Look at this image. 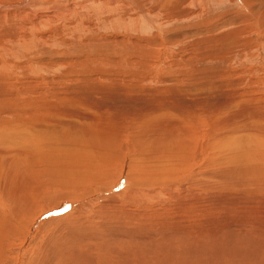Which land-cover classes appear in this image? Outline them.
I'll list each match as a JSON object with an SVG mask.
<instances>
[{"label":"rangeland","instance_id":"374dc122","mask_svg":"<svg viewBox=\"0 0 264 264\" xmlns=\"http://www.w3.org/2000/svg\"><path fill=\"white\" fill-rule=\"evenodd\" d=\"M21 1L0 0V29L12 32L4 31L2 39L19 56L11 60L0 47V192L19 202L22 215L33 208L34 200L28 205L26 199L37 188L43 199L71 186L75 200L41 213L31 231L48 217L80 216L86 210L81 205H91L87 218L94 211L98 218L90 226L77 224L66 240L69 229L32 247L23 235L20 257L13 258L128 264L151 254L149 259L168 264L171 258L157 248L171 244L185 247L180 257L188 260L174 264H264V0H35L17 18L30 28L25 38L5 17ZM72 5L86 10L75 14ZM111 11L117 14L111 17ZM138 18L143 26L128 29L127 22ZM40 19H51L52 30L30 26ZM49 34L78 41L85 64L72 58L69 46L75 44L47 41L52 49L43 56L34 37ZM102 37L118 42L108 50L102 45L96 55L91 46ZM136 39L148 41L139 45ZM47 118L57 127L55 136L43 135L41 145L28 141L33 130L27 124ZM107 135L115 142L125 136L129 152H120L119 142L110 152ZM133 152L140 157L130 161ZM112 153L121 155L109 165L103 159ZM41 155L82 163L92 175L76 190V166L64 170L70 179L64 187L49 180L55 173L35 181L29 168ZM5 204L1 211L8 216L11 204Z\"/></svg>","mask_w":264,"mask_h":264},{"label":"bare ground","instance_id":"6f19581e","mask_svg":"<svg viewBox=\"0 0 264 264\" xmlns=\"http://www.w3.org/2000/svg\"><path fill=\"white\" fill-rule=\"evenodd\" d=\"M34 1L35 0H23V1H21V3H20V5H22V6H20L19 8H18V10H17V12L15 13V14H13L12 15V17H10V15H8V14H6L5 15V17H7L8 19L6 20V24H8V22H9V19H11L12 20V22H16L15 23V27H17V30L15 31V34H16V36H18V37H21V38H25L26 37V35L28 34V32L30 31V28H28V27H25V26H23V25H21V23H20V20L19 19H17L19 16H21V15H23L24 13H26V12H28V11H31L32 10V4L34 3ZM50 1H59V0H50ZM101 1H103L104 2V0H101ZM192 2L194 3V0H192ZM108 8H110L111 7V5H109V4H105ZM30 6H31V8H30ZM0 8H4V5H1L0 6ZM85 10L86 9H82V10H79V9H77L75 6H73L72 5V8H71V11L73 12V13H75V14H82V12H85ZM4 13V12H3ZM112 13V14H111ZM111 13H110V16L111 17H114L115 15H113V14H117V13H115V12H113V11H111ZM50 16H52L53 14H49ZM63 16V15H62ZM138 17H140L139 15H138ZM131 18H133V17H131ZM100 22V21H99ZM142 23H144L142 20H141V18H138L137 20H135V22H132V23H130L129 21L127 22V25H128V29H132V31H136V30H138V29H140L143 25H142ZM30 26H38L39 28H41V27H44V26H50L51 28H50V30H52V24H51V19H48V20H43V19H40L38 22H36V23H33V24H31ZM15 27H14V29H15ZM84 28V27H83ZM82 28V29H83ZM13 29V30H14ZM4 31L6 32V33H9L10 31L8 30V29H6V28H3V27H1V29H0V47L5 51V52H7V54H8V56H10V59H11V57H12V59L11 60H15V59H17L18 57L17 56H13V54L15 53V52H18V50H17V48H14V47H11V48H9V46H7V45H5L4 44V40L2 39V34H4ZM96 32V31H95ZM10 33H12V32H10ZM66 34H68V33H66ZM52 34H49V35H47V36H40V37H34L35 38V40H36V42H37V44L40 46V47H42V48H44V51L43 52H41V54H43V56H45V54L47 53V52H49L51 49H52V46L50 47V46H48L47 45V41H50V43H51V45L53 44L55 47L56 46H58V47H60L61 45H65V46H69V45H71V44H75V45H72V46H69V47H71L73 50H74V53L75 54H72V56H75V57H72V58H74V60L76 61V63L78 64V63H81V64H85L84 62V60H81V57L78 55L79 54V51H78V49L80 48L79 46H80V43L77 41V42H75V41H71V42H67V43H65V39L63 38L65 35L63 34V36H62V38H63V40L64 41H59V40H54V39H52V36H51ZM114 38V37H113ZM113 38H110L109 40L107 39V37H102L101 39H97V40H95L96 42H99V43H97L96 44V42L94 41V46H91V51L94 49V48H96L95 49V53H96V55H98V54H100L101 55V53L103 52V51H101V46L102 45H105L104 47H103V49H109V45H111V48H113L112 46H116V44H114L115 43V39H113ZM68 40V39H67ZM69 41V40H68ZM136 41L137 42H139L138 44L139 45H142V42H145V41H148L147 39H145V40H139V39H136ZM116 42H118V41H116ZM141 43V44H140ZM147 43V42H146ZM112 44H114V45H112ZM118 44V43H117ZM148 44V43H147ZM147 47V46H146ZM149 47V46H148ZM20 49H19V51H23V48L22 47H19ZM94 56V55H93ZM92 56V57H93ZM83 57V56H82ZM84 57H85V55H84ZM97 58H99L100 60L102 59L101 57H97ZM96 58V59H97ZM104 58V57H103ZM86 60H88V58H85ZM120 59V58H119ZM44 60L46 61V62H51V58H49V57H45L44 58ZM73 60V59H72ZM75 61H74V63H75ZM104 61V59H102L101 60V62H103ZM119 61L120 60H116V62L117 63H119ZM41 62H43V63H45L43 60L41 61ZM92 63V62H91ZM83 67H85V66H83ZM30 69H33L34 70V67H32V68H30ZM79 82H82L81 80H79ZM83 84V83H82ZM1 106V105H0ZM0 122H2V119H0ZM27 128L28 129H32L33 130V133H31V137H28V135L26 134V137H27V140L28 141H30V142H35V143H38L39 145H41V141H42V136L43 135H45V134H48V133H51V134H53L54 136H55V134L57 133V130H56V126H55V124H54V122L52 121V120H50L49 118H47V119H45V120H40V121H35V122H30V123H28L27 124ZM122 129V128H121ZM28 132V131H27ZM114 132H116V131H114ZM132 132V131H131ZM106 133V132H105ZM117 133V132H116ZM112 134H113V132H112ZM24 135V134H23ZM34 135V136H33ZM123 135V134H122ZM33 136V137H32ZM104 136V135H103ZM115 136V135H114ZM113 136V137H114ZM99 137L101 138V136L99 135ZM112 137V138H113ZM112 138L110 139L111 141H108V139H109V137H108V135H107V141H108V143H106V144H109V145H111L110 146V152L113 150H115V148H114V145L117 147V143H118V147L117 148H119L120 149V152H122V153H124V154H126V152L128 151V148H129V146H130V143L129 142H125L123 139H125L126 137L124 136L123 138L122 137H120V138H117V141L115 142V139L114 140H112ZM96 141V140H95ZM101 141V140H100ZM99 141V142H100ZM130 141V140H129ZM2 142V141H1ZM113 144V145H112ZM137 144V143H136ZM99 145H101V144H96V145H92V146H85L83 149L85 150V152H86V150L88 151L89 149H97L98 148V146ZM131 145H133L134 146V144H133V142H132V139H131ZM108 146V145H107ZM109 147V146H108ZM102 148V147H101ZM82 149V150H83ZM107 149V148H106ZM106 149H104V150H106ZM109 149H107L108 151H109ZM142 149V148H141ZM209 149V148H208ZM90 150V151H91ZM103 150V151H104ZM133 150H135V149H133ZM139 150V149H138ZM89 151V153L88 154H91V152ZM97 151V150H96ZM99 151V150H98ZM107 151V152H108ZM202 151V150H201ZM200 151V152H201ZM205 151H207V149H205ZM77 152H81V151H77ZM77 152H75V154H79L80 156H81V154L80 153H77ZM94 152V151H93ZM92 152V154H94ZM109 152V153H110ZM119 152V151H118ZM129 152V151H128ZM143 152V151H142ZM199 152V151H198ZM199 152V153H200ZM100 153V152H99ZM116 153H117V151H116ZM114 154V153H112V154H114V155H104L105 157H104V161L107 163H109V165H110V163L113 161L112 159L113 158H117V157H119L120 155H121V153H118V154ZM86 154V153H85ZM91 154V155H92ZM100 154H102V151H101V153ZM106 154V153H105ZM130 154V153H129ZM201 154V153H200ZM203 154H204V152H203ZM63 155H64V153H63ZM82 155H83V152H82ZM95 155V154H94ZM102 155V156H103ZM140 154H136V152H133L132 154H130V157H129V160L130 161H132V160H136L138 157H140L139 156ZM205 155V154H204ZM72 156H73V154H72ZM101 156V157H102ZM196 156H197V154H196ZM201 156V155H200ZM212 156V155H211ZM53 158H49L47 155H41V156H38V158L37 159H35L34 160V162H32L31 163V166H30V168H29V171L31 172V175L33 176V177H31L33 180H35V181H38L39 179H42V178H44V179H49L52 175H53V173H55V177L53 178V179H49L50 181H52L53 183H55L56 185H58L59 187H64L68 182H69V180L70 179H67V177H68V175H69V173L68 172H66V171H64V170H67V169H70L71 167H73V166H76V167H78V180H76V185H75V190L82 184V183H85V182H88V179H89V176H91L92 175V173H90V171L89 170H87V168L86 169H83V164L82 163H80V164H78L77 162L76 163H74L72 160H66V158L65 159H63V160H60V157H55V156H52ZM87 157H89V156H87ZM94 157V156H93ZM64 158V157H63ZM90 158H92V157H90ZM196 158V157H195ZM207 158V157H206ZM205 158V159H206ZM209 158V157H208ZM216 158V157H215ZM222 158V157H221ZM219 159L220 160V162L222 161V159ZM227 158V157H226ZM78 159V158H77ZM98 159V158H97ZM122 159H124V157L122 158ZM212 159V157L210 158V160ZM217 159V158H216ZM46 160H50L51 162H46ZM99 160V159H98ZM120 160V159H119ZM125 160V159H124ZM72 161V162H71ZM85 161V160H84ZM102 161V160H101ZM116 161H118V159H116ZM126 161V160H125ZM124 161V162H125ZM202 161H203V158H202ZM214 161V160H213ZM212 161V162H213ZM83 162V161H82ZM89 162V161H88ZM88 162H86V163H88ZM91 162V161H90ZM93 162V164H94V161H92ZM123 161H121V163H122ZM203 162H205V161H203ZM212 162H210V163H212ZM215 162V161H214ZM131 163H133V162H131ZM209 163V162H208ZM208 163H205V164H208ZM91 164V163H90ZM89 164V165H90ZM92 164V165H93ZM103 164H105V163H103ZM116 164V163H115ZM123 164V163H122ZM196 164V163H195ZM91 165V166H92ZM108 165V164H107ZM113 165V164H112ZM120 165V164H119ZM118 165V166H119ZM124 165V164H123ZM209 165V164H208ZM114 166V165H113ZM245 167H246V165H244ZM94 167V166H93ZM207 167V166H206ZM210 167V166H209ZM245 167H243V168H245ZM90 169H93V168H91V167H89ZM88 168V169H89ZM100 168V167H99ZM103 168V167H102ZM115 168V167H114ZM121 168H122V166H121ZM205 168V167H204ZM97 169V168H96ZM118 169V168H117ZM206 169H208V167L206 168ZM94 170V169H93ZM93 170H91V172L93 171ZM110 170V169H109ZM114 170V169H113ZM181 170H182V168H181ZM189 170H191V169H189ZM197 170V169H196ZM203 170H205V169H203ZM105 171L106 172H108V173H110V174H112V171H107V169H105ZM116 171V170H115ZM115 171H113V172H115ZM198 171V170H197ZM196 171V172H197ZM237 171V170H236ZM235 171V172H236ZM119 172H120V170H119ZM245 173H246V171H244ZM195 173V172H194ZM242 173V172H241ZM118 174V173H117ZM189 174V173H188ZM197 174V173H196ZM201 174H203V173H201ZM150 175H152V174H150ZM194 175V174H193ZM204 175V174H203ZM101 177H103L105 180H111V179H113L114 177L112 176V175H100ZM195 176V175H194ZM199 176H200V174H199ZM197 177V176H196ZM192 178V177H191ZM100 179H102V178H100ZM190 179V178H189ZM202 179V178H201ZM200 179V180H201ZM194 180V179H193ZM191 182V181H190ZM5 185H4V187L5 188H7V185H6V183L5 182H3ZM102 184V183H101ZM104 185V184H103ZM50 186H51V184H48V185H45V186H43V189H47V188H50ZM131 187V186H130ZM41 188H42V186H41ZM101 188V186H100V184L99 185H97V186H95L94 188H93V190H94V192H97L98 193V191H99V189ZM197 188V187H196ZM209 188H211V187H209ZM38 189V188H37ZM37 189L35 190V192L29 197V198H27L26 199V203L29 205V204H31L32 202H33V200H34V202H33V208L32 209H28L27 211H26V213L25 214H22V215H19V212H18V208H17V206L16 205H18L19 204V202L18 201H16V200H13L12 199V197H11V195L9 194V196L6 194V193H3V192H0V195L3 193L4 195L2 196V198H3V200H1V208H0V264H28L31 260H32V258L29 256V255H24L23 257H22V260H21V262H18V260H16V259H14L13 257H20V251H21V249H20V246L19 245H17V242L19 241H23L24 240V237H23V235L26 237V239H29V247H32V246H35V245H38V244H41L42 243V241L43 240H48L49 241V239H50V241H51V239H54V238H52V235H54V233L56 232V230L58 231L57 233H60L62 230H66V231H68L67 229H69V231H68V233H66L67 234V236L65 237V240L67 239V238H72V234H73V232L72 231H74L75 230V228H80V226H90L91 225V223H92V221L94 222V221H96V219L98 218V216H97V214H98V211H94V215H92L90 218H87V214L88 213H90L89 212V208H91V205H81V206H83V207H86V210L84 211V212H82V214L80 215V216H77L76 218L75 217H73L72 215H60V216H57V217H53L54 218V220H55V225H54V227H52V225L54 224V222H52V217H48L47 219H45L43 222H42V224H41V226H39L38 225V227H36L35 229H34V231L32 230L31 231V229L34 227V223L36 222L35 220L36 219H39L40 218V214L41 213H43V212H45L46 214L48 213L47 211H52L55 207H57V206H59L60 205V202L62 201V200H64V202H69V201H74L75 200V198H73V196H72V192H71V186L68 184L63 190H59V192L55 195V196H51V195H46L43 199H41V197H39V194H40V191L41 190H39V191H37ZM93 190H91V191H93ZM195 193V192H194ZM198 193V192H197ZM179 194V193H178ZM192 194V193H191ZM139 196H141L140 194H138V196L137 197H139ZM196 196V195H195ZM194 196V197H195ZM179 197V196H178ZM183 198V197H182ZM181 197H180V200L182 199ZM191 198H193V197H191ZM184 200H185V198H183ZM198 199V198H197ZM179 200V199H178ZM179 200V201H180ZM191 200V199H190ZM199 201V200H198ZM5 202H8L9 204H11V208H10V210H9V213H8V216L7 215H5V216H3L2 215V211H1V209L6 205L5 204ZM177 202V201H176ZM180 203V202H179ZM37 204V205H36ZM185 204V203H184ZM36 205V207H35V211H34V206ZM67 208V207H66ZM51 213V212H50ZM138 213V212H137ZM136 213V214H137ZM92 214V213H91ZM139 214V213H138ZM141 215V214H140ZM97 217V218H96ZM81 218V219H80ZM96 218V219H95ZM73 220V221H72ZM95 223V222H94ZM77 224H79V225H77ZM94 225V224H93ZM51 227L53 228V230H51ZM82 227V228H83ZM30 232H32V237L30 236ZM53 232V233H52ZM76 231H74V233H75ZM177 233H178V231H177ZM77 235V234H76ZM76 238H77V236H75ZM55 238H57V237H55ZM58 239H60V237H58L57 238V240ZM91 240V239H90ZM65 243V242H64ZM167 247H163V248H157V250L159 249V251L160 250H162L163 251V253H165V254H167L168 255V258H171V260H169V263H171V264H174V262L175 261H179L182 257H180V255H181V253L182 252H185L184 250H185V247H175V246H171L170 247V245L169 244H165ZM168 245H169V247H168ZM175 245V244H174ZM206 245V244H205ZM41 246H43V245H41ZM45 246V245H44ZM260 246V245H259ZM191 247V246H190ZM189 247V249H191ZM44 248V247H43ZM188 248V247H187ZM42 249V248H41ZM30 250L31 251H33V253H34V250L32 249V248H30ZM156 250V249H155ZM156 250V251H157ZM188 250V249H187ZM242 250V249H241ZM241 250H239V251H241ZM156 251H155V253H156ZM191 251H193L192 249H191ZM140 252V251H139ZM161 252V251H160ZM203 252L204 253H206L204 250H203ZM213 252V251H212ZM258 252H261V251H258ZM133 253H135V252H133ZM162 253V252H161ZM197 253H199V252H197ZM202 253V252H201ZM208 253H210V252H208ZM250 253V252H249ZM263 253V252H262ZM154 254V253H153ZM185 254V253H184ZM211 254V253H210ZM254 254V253H253ZM76 255H77V253H76ZM129 255H131V253H129ZM161 255V254H160ZM166 255V256H167ZM182 255H183V253H182ZM224 255H226V254H224ZM235 255V254H234ZM239 255V254H238ZM237 255V256H238ZM261 255V254H260ZM184 256V255H183ZM209 256H211V255H209ZM222 256V255H221ZM229 256V255H228ZM138 257V256H137ZM148 257H152V255L150 254V256L148 255V256H146L145 258H143V260H139L140 258H136V259H134V258H130L131 259V261H129V263L128 264H166V259H165V261L163 260L162 261V259H161V261H162V263H161V261H158L157 260V258H156V261H155V259L154 260H151V259H153V258H148ZM154 257H158V256H155L154 255ZM39 258H41V257H39ZM142 258V257H141ZM233 258V257H232ZM35 259V258H34ZM197 259V258H196ZM229 259V258H228ZM241 259V258H240ZM261 259V258H260ZM199 260V259H198ZM224 260V259H223ZM235 261L236 260H238L237 258L236 259H234ZM250 260V259H249ZM181 261L183 262H187L188 260H187V256H185L183 259H181ZM192 261V260H191ZM197 261V260H196ZM231 261H232V259H231ZM242 261V260H241ZM250 261H252V260H250ZM183 262V263H184ZM194 262V261H193ZM219 262V261H218ZM239 262V261H238ZM168 263V264H169ZM198 263V262H197ZM223 263V262H222ZM241 262H239V264H240ZM33 264H36V260L33 262ZM63 264H76L75 262H69L67 259H64V261H63ZM177 264V263H176ZM179 264H180V262H179ZM188 264V263H187ZM219 264H221V263H219ZM237 264V263H236ZM249 264V263H248Z\"/></svg>","mask_w":264,"mask_h":264}]
</instances>
